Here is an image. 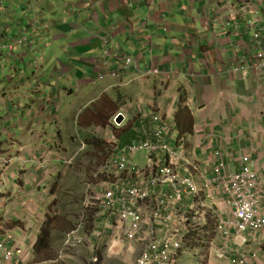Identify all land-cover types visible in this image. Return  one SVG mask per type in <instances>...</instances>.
<instances>
[{
    "label": "crops",
    "instance_id": "1",
    "mask_svg": "<svg viewBox=\"0 0 264 264\" xmlns=\"http://www.w3.org/2000/svg\"><path fill=\"white\" fill-rule=\"evenodd\" d=\"M0 3L5 6L0 8V38L13 42L25 33L32 46L17 44L10 55L0 49V232L16 235L29 264H39L32 259L41 253L47 224L52 235H62L63 246L77 234L90 248L107 251L108 233L100 234L107 224L103 208L85 190L87 181L74 179V166L68 171L76 154L100 147L96 139L87 143L88 138L110 142L116 134L121 148L141 139L152 129L153 115L160 114L173 126L170 142L183 157L177 169L184 172V159L195 164L200 186L219 162L227 173L239 170L244 153L264 174V73L251 66L255 49L247 23L254 17L264 31V0ZM107 49L131 54L142 69L161 72L147 78L134 71L121 79L106 75ZM180 103L189 109L191 125H176ZM118 115L124 120L114 126ZM127 154L140 169H150L143 154ZM102 177L92 181L108 184ZM65 183L84 189V195L66 194ZM203 199L205 207L193 208L199 226L195 235L211 237L208 264H228L215 249L231 251L240 237L233 230L228 240L214 235L210 212L224 215L226 197L213 191L211 196L204 192ZM184 203L191 207V198ZM247 239L249 249L263 244L264 231ZM188 256L186 250L181 254L185 262Z\"/></svg>",
    "mask_w": 264,
    "mask_h": 264
},
{
    "label": "built area",
    "instance_id": "2",
    "mask_svg": "<svg viewBox=\"0 0 264 264\" xmlns=\"http://www.w3.org/2000/svg\"><path fill=\"white\" fill-rule=\"evenodd\" d=\"M247 23L251 31L252 47L255 49L251 66L263 74L264 31L254 17L249 18ZM24 40L26 37L22 36L19 42ZM0 49H4L10 55L15 49L14 42L0 38ZM38 63L36 59L34 66L39 69ZM112 66L115 68L112 69ZM102 68L109 71L106 75L116 78L132 69L142 76L159 75L161 72L158 68L141 70L139 62L131 54L119 49L105 51ZM103 78L104 72L99 75L98 81H102ZM170 130L171 124L160 114H155L152 129L143 131L142 138L137 141L120 148L116 134H113L111 139L116 144L115 152L103 169L105 172L107 169L111 174L125 173L129 178L123 182L117 181L103 194L96 197L95 194L90 195L99 200L107 217V224L100 234H106L108 229H116L113 231L117 238L113 241L112 248L134 251L133 243L140 242L144 245L135 264H174L183 248L185 237L197 229L198 222L195 221L197 222L195 225L191 221L197 220L193 208L197 205L206 206L204 192L211 196V192L216 191L226 197L227 207L224 215L213 209H210V212L215 218V233L228 240L234 230L240 237L239 245L235 244L233 247H243L247 244L248 235L264 231V174L254 167V158L250 154H242L240 169L230 173L224 171V162L217 163L212 177L204 179L200 186L194 178L197 170L195 164L184 159L187 164L184 172L177 169L183 157L171 145ZM127 153L143 154L149 164L153 165L154 171L149 175L145 174L144 170L128 160ZM101 175L102 172L99 170L94 177L99 178ZM93 185L95 184L87 182L88 188L93 189ZM186 196L191 198V207H183ZM151 199H154L153 203ZM180 207L183 209L182 212ZM113 217L117 219L116 224L111 222ZM177 219L179 225H176ZM0 253L9 263L29 264L25 258L26 251L12 231L0 232ZM223 253L226 257H222L230 264H248L250 257H256L255 253L249 255L244 250L230 251L226 246L221 248L218 257ZM228 253L230 257H227Z\"/></svg>",
    "mask_w": 264,
    "mask_h": 264
},
{
    "label": "rangeland",
    "instance_id": "3",
    "mask_svg": "<svg viewBox=\"0 0 264 264\" xmlns=\"http://www.w3.org/2000/svg\"><path fill=\"white\" fill-rule=\"evenodd\" d=\"M112 122L114 123V120ZM106 126H104V128ZM172 131H173V126L171 125L170 134L173 137ZM88 135H92V133ZM100 138H101L100 136H94V138H88L87 143L88 141H92V139L93 140L96 139L93 142H97V144L101 143L100 147H95V148L90 147L88 149V152H86L84 155H83V152H80L79 155L76 154V158L73 161V164L69 165L70 167L68 170V171L73 170L71 166H74L72 175L75 177L74 178L75 180L79 178L80 181L83 180V181L94 183L95 185H93L94 187L93 189L88 188L87 186L85 190H87L88 195L94 196L95 194V197L98 194H103L104 191L110 187L109 183H114L117 179H120L119 181L123 182L129 178L128 175L125 173H122V174L112 173L111 174L108 172L107 169H105L106 172L104 171L103 166L107 163L110 156L115 152L116 144L113 141H110V142L101 141ZM80 147H81V143L79 142V148ZM48 153H51V151L49 150L47 154ZM150 169L152 172L154 171V167L152 164L150 165ZM150 169H148L145 172V174H148ZM99 170H101L102 172V175H101V177L103 176L102 179L105 178V180H109V181L103 180L104 182H108V184H104L103 182L95 183L92 181L93 178L98 179L94 177V174L98 172ZM63 179L69 181L68 179L65 178V175ZM65 185H66V190H65L66 194L70 192L69 194H73L76 196L84 195V189L82 192L81 188L74 187L72 183H65ZM191 221H192V224L197 223L195 222L197 220L192 219ZM111 222L116 224L117 219L113 217L111 219ZM198 227L199 226H196V228ZM113 230H116V229H113ZM113 230L108 229V232H107L109 239H108V245L106 246L107 248L106 253L100 252V250L96 248H90V245L88 243L87 244H85L84 242L82 243L81 240H79L80 237L77 234L75 235V237L72 238V241L70 242V244H68L67 246H63L62 235L59 232H55L54 235H52L53 243H54V248H53L52 253H49L46 249H44L41 253H39V255L35 253L36 257H34L32 261L34 263L38 262L39 264H135L136 259L144 245L140 242L133 243L134 248H135L134 251L120 250L118 249V247L112 248L113 241L116 240L117 238V236L116 238H113V239L110 238L112 234L115 235V232ZM213 230H214V223H213L212 231ZM197 233L198 231L196 229V231H193L192 233L188 235L185 241L186 243L185 242L183 243V248L181 252L179 253V255L177 256L174 264H181V263L190 264L189 262L194 259L197 260L198 264H208V259H209L210 254L208 252V249L206 248L210 246V243L207 242V240L210 239L211 237L205 236V239H201V237L195 235ZM213 234L215 235L216 233L213 232ZM192 236H196V237L191 239L190 237ZM196 240H197L196 244H198L197 246H195ZM199 240L201 241L199 242ZM191 245H194V246H191ZM235 249L239 250L240 252L244 250L249 255H252L255 253L256 257L254 256L250 257L248 264H264V243L259 244V245L257 244L256 246H252L250 247V249L248 248V246H244V247L235 246L233 247V250ZM184 250H186L189 254L188 258H186L187 262H185V259H183L184 257L181 258V254ZM215 250L217 254H220L221 249L216 248ZM231 253H234V252H231ZM49 254H51L52 256L47 258L46 256ZM222 256L226 257V254L223 253V255L221 254V256L219 257H222ZM227 257H230L229 253ZM180 258H181V261H179ZM95 259H98V261H96ZM193 263H195V261H193L192 264ZM0 264H12V263H9L6 260H4L0 253ZM228 264L230 263L228 262Z\"/></svg>",
    "mask_w": 264,
    "mask_h": 264
},
{
    "label": "trees",
    "instance_id": "4",
    "mask_svg": "<svg viewBox=\"0 0 264 264\" xmlns=\"http://www.w3.org/2000/svg\"><path fill=\"white\" fill-rule=\"evenodd\" d=\"M176 125L180 126L181 122L189 123L190 125L193 123L192 115L187 107H185L182 103H180L179 111L176 114ZM50 223V219H49ZM196 236L190 237L191 239L195 238ZM53 240L52 234L50 231V227L48 224L44 227L42 235L40 237V245H41V252L46 249L49 253H52L53 248L51 246V241ZM52 255L49 254L46 257H51Z\"/></svg>",
    "mask_w": 264,
    "mask_h": 264
},
{
    "label": "bare ground",
    "instance_id": "5",
    "mask_svg": "<svg viewBox=\"0 0 264 264\" xmlns=\"http://www.w3.org/2000/svg\"><path fill=\"white\" fill-rule=\"evenodd\" d=\"M1 5H0V8H3V7H5L2 3H0ZM20 36H27L25 33H23V34H21ZM1 38H3V37H1ZM30 44V49L32 48V46H31V41L29 42ZM15 50V49H14ZM14 50H13V52L12 53H14ZM5 55H8L7 54V52H5ZM138 61V60H137ZM139 62V61H138ZM139 67H140V63H139ZM140 69L141 70H144V69H142L141 67H140ZM147 69V68H146ZM130 71H134V72H137V73H139L138 71H136V70H134V69H132V70H130ZM130 71H127V72H130ZM126 73V72H125ZM140 74V73H139ZM123 75H124V73H123ZM123 75L121 76V77H119V78H116V79H121V78H123ZM141 75V74H140ZM142 76V75H141ZM151 76H154V75H150V76H143V77H151ZM117 119V118H116ZM116 119H114V126H118V125H120V124H118V123H116ZM214 231V230H213ZM233 232H234V230H233ZM236 232V231H235ZM187 237H188V235L185 237V239H184V242L186 241V239H187ZM217 240V239H216ZM183 242V243H184ZM186 243V242H185ZM244 247V246H243ZM228 262V261H227Z\"/></svg>",
    "mask_w": 264,
    "mask_h": 264
},
{
    "label": "clouds",
    "instance_id": "6",
    "mask_svg": "<svg viewBox=\"0 0 264 264\" xmlns=\"http://www.w3.org/2000/svg\"><path fill=\"white\" fill-rule=\"evenodd\" d=\"M22 36L19 37V39L21 38ZM26 37V40L22 41V42H19V39L17 41H13L14 42V47L16 48L17 44H21V43H24V42H30L31 39L28 37V36H25Z\"/></svg>",
    "mask_w": 264,
    "mask_h": 264
},
{
    "label": "water",
    "instance_id": "7",
    "mask_svg": "<svg viewBox=\"0 0 264 264\" xmlns=\"http://www.w3.org/2000/svg\"><path fill=\"white\" fill-rule=\"evenodd\" d=\"M123 120H124L123 117L121 115H118L116 119V123L121 124Z\"/></svg>",
    "mask_w": 264,
    "mask_h": 264
}]
</instances>
